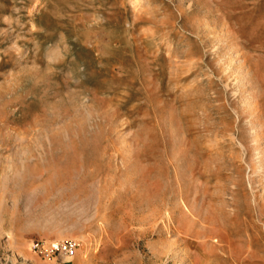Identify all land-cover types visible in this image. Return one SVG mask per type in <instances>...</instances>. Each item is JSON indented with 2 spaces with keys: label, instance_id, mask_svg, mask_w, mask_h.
I'll return each instance as SVG.
<instances>
[{
  "label": "rangeland",
  "instance_id": "rangeland-1",
  "mask_svg": "<svg viewBox=\"0 0 264 264\" xmlns=\"http://www.w3.org/2000/svg\"><path fill=\"white\" fill-rule=\"evenodd\" d=\"M0 264H264V0H0Z\"/></svg>",
  "mask_w": 264,
  "mask_h": 264
},
{
  "label": "built area",
  "instance_id": "built-area-1",
  "mask_svg": "<svg viewBox=\"0 0 264 264\" xmlns=\"http://www.w3.org/2000/svg\"><path fill=\"white\" fill-rule=\"evenodd\" d=\"M38 251H44L47 255L54 253L64 254L68 257H73L77 250V243L74 241H67L59 244H52L49 248L43 249L42 245L37 244L34 247Z\"/></svg>",
  "mask_w": 264,
  "mask_h": 264
}]
</instances>
